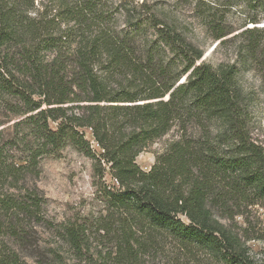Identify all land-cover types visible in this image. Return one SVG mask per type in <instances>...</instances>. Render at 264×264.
Returning a JSON list of instances; mask_svg holds the SVG:
<instances>
[{
    "label": "trees",
    "instance_id": "1",
    "mask_svg": "<svg viewBox=\"0 0 264 264\" xmlns=\"http://www.w3.org/2000/svg\"><path fill=\"white\" fill-rule=\"evenodd\" d=\"M35 1L0 0V114L16 120L9 140L0 132V264H26L3 240L21 242V224L40 211L32 192L8 190L66 147L90 159L99 179L108 166L117 189L97 188L123 227L159 233L219 264H256L214 214L229 203H264V151L247 131L238 65L202 60L185 28L146 3L114 9L108 0H46L47 12ZM205 24L213 40L225 36L217 20ZM263 33H242L238 64L256 59ZM172 128L176 138L143 172L136 158ZM11 149L24 154L21 164ZM65 233L80 250L82 232ZM122 247L123 263L137 264L127 237Z\"/></svg>",
    "mask_w": 264,
    "mask_h": 264
},
{
    "label": "rangeland",
    "instance_id": "2",
    "mask_svg": "<svg viewBox=\"0 0 264 264\" xmlns=\"http://www.w3.org/2000/svg\"><path fill=\"white\" fill-rule=\"evenodd\" d=\"M44 1L36 0L35 5L42 2L47 12L52 11V5ZM261 1L249 4L245 0H108L107 6L110 2L114 9L122 2L146 3L156 8L158 14L177 20L185 28L188 40L203 52L202 60L213 65H238L236 84L246 109L247 131L252 142L264 151V33L260 36L256 59L237 63L238 52L246 40L242 33L252 28L264 30ZM208 16L217 20L225 33L218 41L213 40L205 24ZM14 121L3 119L0 114V132L5 141L12 136ZM51 126L55 128L56 124ZM83 132L92 148L99 151L90 131L84 129ZM177 132L172 128L168 135L147 145L136 158L137 166L148 172L155 156L163 151L168 141L176 138ZM9 154L13 163L21 164L18 161L24 156L21 151L11 149ZM102 167L105 173L99 179L92 161L71 147L57 156L40 158L36 175L28 174L25 181L18 184L19 189L8 190L15 196L27 190L40 202L38 220H25L20 226L24 236L21 242L4 237L8 250L15 252L26 264H126L123 263L122 241L127 237L130 247L137 250L134 260L137 264H219L208 254L183 247L159 233L141 232L132 225L123 227L122 216L109 207L98 191L101 184L117 189L108 166ZM227 207L225 212L214 209L215 219L245 243L254 263L261 264L264 262V203L247 201L239 205L229 203ZM19 218L24 219L21 215ZM68 226L82 232L80 250L70 245L65 233ZM138 245L149 246L141 253Z\"/></svg>",
    "mask_w": 264,
    "mask_h": 264
}]
</instances>
